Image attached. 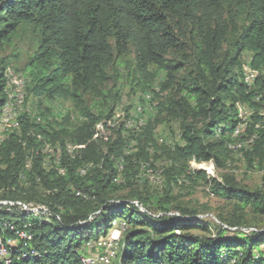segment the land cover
<instances>
[{
    "label": "trees",
    "instance_id": "obj_1",
    "mask_svg": "<svg viewBox=\"0 0 264 264\" xmlns=\"http://www.w3.org/2000/svg\"><path fill=\"white\" fill-rule=\"evenodd\" d=\"M23 37L34 45L25 95L38 101L6 138L0 131V240L10 264H82L86 244L105 242L116 220L124 226L114 264H264V186L189 169H223L232 153L248 169L264 164V0H0V112ZM246 64L256 72L250 89ZM122 77L130 91L153 93L154 117L137 132L119 126L97 137L98 127L116 126ZM43 100L70 107L56 116ZM238 105L250 114L233 139ZM173 124L181 144H158L157 126ZM158 158L166 166L151 192L140 169ZM179 180L228 203L220 224L193 219L198 212L173 195Z\"/></svg>",
    "mask_w": 264,
    "mask_h": 264
},
{
    "label": "rangeland",
    "instance_id": "obj_2",
    "mask_svg": "<svg viewBox=\"0 0 264 264\" xmlns=\"http://www.w3.org/2000/svg\"><path fill=\"white\" fill-rule=\"evenodd\" d=\"M16 52L19 57L17 61H12L10 67H8L7 71L11 70V74L18 77L20 81L24 82L26 86V74L23 70V67L27 61V57L33 52L34 45L32 41L28 37H23L19 39L17 42ZM12 51L11 48L6 50V54H10ZM241 62L247 61L250 59L249 54H244L242 56ZM10 68V69H9ZM124 73V72H123ZM264 73V69L262 70ZM123 75V74H122ZM124 76V75H123ZM243 77V75H242ZM159 78H156L155 83L153 84L154 91H158V82ZM25 86L23 88V104L21 107V112L27 113H37V101L31 98H26L25 95ZM121 87V96L120 101L118 102L116 108L114 109L113 119L115 120L116 126L108 127V129H104L103 127H98L97 129V137H103L104 139L110 136L112 131H115L119 126L123 127V132H137L142 129L146 123L153 119L155 114V105L157 103V99L150 91H137L132 92L129 88V83L126 78L121 79L120 81ZM45 106H49L52 114L58 115L61 111H66L69 109L70 105L68 103H64L61 101H55L53 103H47L46 101H42ZM244 107V106H243ZM246 112H250L246 107H244ZM260 114L264 117V106L260 109ZM72 119L76 118V115L73 114ZM143 123V127L137 128V124L135 122L140 121ZM128 121L132 123L131 127H125L128 125ZM143 121V122H142ZM108 123V122H107ZM138 129V130H137ZM155 140L158 144H166V145H180L181 139L180 134L176 124L170 125H159L154 131ZM219 139V138H216ZM135 145V144H132ZM48 153L52 154L51 148ZM233 157L225 164V168L218 169L211 162H203V163H189V169L194 171H203L207 178L209 179H220V175L223 173H229L235 176L236 180L243 186L248 189H256L258 187L264 186V164L260 168L248 169L245 163L242 161L241 157L238 153H232ZM153 169L149 166H143L140 169V175L142 179H147L149 184V190L154 192L161 185V176L160 172H162L163 168L166 166L165 161L162 158H158L157 161H153ZM122 169V167L120 166ZM183 181L179 180V185L174 188L173 195L177 198L179 202H181L184 206L188 208L195 209L198 213L193 217V219H199L205 224H220L217 215L224 214L228 210V203L222 199H219L213 196L208 187L200 184L189 186L188 183L183 185ZM139 210L145 211L142 207L134 203ZM30 207V206H26ZM32 208V207H30ZM171 214H177V212L173 211ZM121 222L118 220L114 221L113 226ZM119 227L118 225H116ZM242 232H247L248 230H254L253 228H240ZM111 232V231H110ZM109 232V233H110ZM120 237V235H119ZM119 241V238H118ZM87 260V257L84 258Z\"/></svg>",
    "mask_w": 264,
    "mask_h": 264
},
{
    "label": "built area",
    "instance_id": "obj_3",
    "mask_svg": "<svg viewBox=\"0 0 264 264\" xmlns=\"http://www.w3.org/2000/svg\"><path fill=\"white\" fill-rule=\"evenodd\" d=\"M247 80V89L252 88L253 80L251 77L246 75ZM7 91V101L3 105V113L2 120L11 119L13 121V128L16 129V123L18 116L21 114V107L23 102H15V94H17L18 88L13 85V87H8ZM6 134H9V130L2 134V138H6ZM6 204V203H4ZM46 214V213H43ZM118 225L119 227H117ZM124 225H119L116 223L111 230V233L106 236L105 242H88L86 244V249L88 252L87 260L88 264H114L117 251H118V238L120 235V229ZM14 234L22 240L28 241L26 239V235L21 231H14ZM0 263L10 264V260H8L5 256L2 255L0 249Z\"/></svg>",
    "mask_w": 264,
    "mask_h": 264
},
{
    "label": "bare ground",
    "instance_id": "obj_4",
    "mask_svg": "<svg viewBox=\"0 0 264 264\" xmlns=\"http://www.w3.org/2000/svg\"><path fill=\"white\" fill-rule=\"evenodd\" d=\"M247 64L243 65V71H244L245 80H246V75H248L249 77H251V79H253L254 76L256 75V72H254ZM5 79H6V89L8 87H13V85H15L18 88V90H23L24 82L20 81L21 79L19 80L18 77L12 75L11 74V70L6 72ZM246 82H247V80H246ZM6 89H5V93L7 95ZM22 94H23V91H17V94H15V102H20L21 101V97H23ZM238 112H239V115H238L239 116V122H238L237 126L235 127V129L233 130V132L231 133V138H233V139L239 138L241 135L244 134V132L246 130L247 122H248V117H249V114H250V113L246 112V110L243 109L242 107H240L239 105H238ZM2 113H3V109L0 112V131L2 133L5 130L12 131L13 129L10 130V128H13V121L11 119L2 120ZM135 124H137V127H139V128L143 127L142 126L143 123H141V120L135 122ZM131 125H132V123L129 122L127 126L131 127ZM16 129H17V127H16ZM10 133H12V132H10ZM237 140H239V139H237ZM247 142H248V144H251L253 142V139H249ZM239 143H237L235 146H232V148L235 150V149H238L239 147H241V144H239ZM49 151L50 150H48V149L45 150L46 153H48ZM68 151L70 153L72 152V148L70 146H68ZM52 153H54V152L52 151ZM55 157H57V156H55ZM54 163H56V161ZM192 163H195V162H192ZM24 209L27 212H38L39 210H44L41 207H36V208L24 207ZM9 230L13 231V227L10 226ZM28 238L29 237H26V239H28ZM0 249H1L2 255L5 256L8 259L9 258V252L4 247V245L2 244L1 240H0ZM81 263L82 264H88V260H85L84 258H82L81 259Z\"/></svg>",
    "mask_w": 264,
    "mask_h": 264
},
{
    "label": "water",
    "instance_id": "obj_5",
    "mask_svg": "<svg viewBox=\"0 0 264 264\" xmlns=\"http://www.w3.org/2000/svg\"><path fill=\"white\" fill-rule=\"evenodd\" d=\"M1 204V203H0Z\"/></svg>",
    "mask_w": 264,
    "mask_h": 264
}]
</instances>
